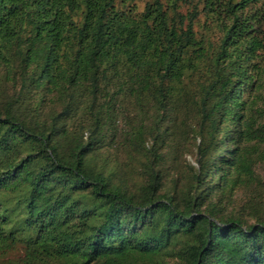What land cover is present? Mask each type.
<instances>
[{
    "label": "trees",
    "instance_id": "trees-1",
    "mask_svg": "<svg viewBox=\"0 0 264 264\" xmlns=\"http://www.w3.org/2000/svg\"><path fill=\"white\" fill-rule=\"evenodd\" d=\"M136 1L0 0V264H264V0Z\"/></svg>",
    "mask_w": 264,
    "mask_h": 264
},
{
    "label": "rangeland",
    "instance_id": "rangeland-1",
    "mask_svg": "<svg viewBox=\"0 0 264 264\" xmlns=\"http://www.w3.org/2000/svg\"><path fill=\"white\" fill-rule=\"evenodd\" d=\"M151 0H137L136 5L138 10H142L145 3L150 2ZM166 1V0H165ZM263 66H264V53H263ZM131 108V106L129 107ZM131 112L133 110L130 109ZM118 129L120 131L124 130L125 124L124 119H118L117 122ZM164 145H158L156 148L159 152H163L168 155L165 156L163 170L166 172V177L168 181H177L180 184H187L193 174V167L195 168L196 164V154H195V141L193 138L187 137V139L181 140L182 145L177 148V153L174 155H170L169 144H171L170 140H163ZM108 158L112 161L113 164L121 166L123 171L126 173V177L129 181H134L137 183L142 182L141 176V166L139 160H141L140 156H133L132 153H129L124 148L110 150L108 153ZM253 171L256 182L253 185L248 187L239 188L234 192L233 200L228 205V209L232 211L244 212V214H248L252 208L257 207V211L260 212L261 215H264V207L261 205L264 202V163L257 162L253 165ZM259 183L262 186H259ZM260 200V204L258 201ZM261 205V206H260ZM246 218L248 220L249 216ZM23 250L20 247H17L8 255L5 256L6 264H17V261L22 256Z\"/></svg>",
    "mask_w": 264,
    "mask_h": 264
}]
</instances>
